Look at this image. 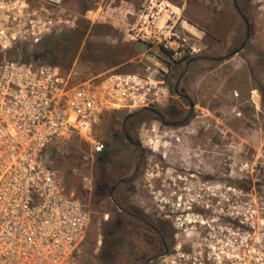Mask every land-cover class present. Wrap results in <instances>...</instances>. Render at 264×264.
Here are the masks:
<instances>
[{"label":"rangeland","instance_id":"rangeland-1","mask_svg":"<svg viewBox=\"0 0 264 264\" xmlns=\"http://www.w3.org/2000/svg\"><path fill=\"white\" fill-rule=\"evenodd\" d=\"M144 1L66 0L73 26L37 45L0 50V61L20 57L51 64L73 81L110 70L139 72L145 66L143 51L128 41L125 25L133 15L124 14ZM171 1L183 7L187 20L202 31L206 48L171 67L172 98L156 109L165 112L177 105L181 114L166 117V122L188 126H165L154 112L129 120L139 110L110 112L94 131L106 144L101 153H93L90 142L75 134L52 142L43 162L91 212L80 248L83 264H101L113 253V264H143L152 254L165 251L158 232L167 234L171 254L155 257L150 264H264V0ZM100 3L106 16L95 19L87 10ZM55 43L61 50L52 52ZM182 87L190 100L178 95ZM128 132L148 150L143 173L128 196L149 213L159 229L154 236L138 233L130 220L125 226L101 190L106 156L114 178L128 173L133 156ZM202 137L209 143L201 148L208 152L200 147L191 151V140L196 143ZM214 163L218 177L211 183L204 173H210ZM193 169L202 174L191 176ZM87 175L93 179L91 191L83 186Z\"/></svg>","mask_w":264,"mask_h":264},{"label":"built area","instance_id":"built-area-1","mask_svg":"<svg viewBox=\"0 0 264 264\" xmlns=\"http://www.w3.org/2000/svg\"><path fill=\"white\" fill-rule=\"evenodd\" d=\"M41 1L0 0L1 51L40 44L73 26L66 0ZM125 12L133 15L127 39L143 51L139 72L110 70L73 81L51 64L0 62V264H83L91 212L43 162L45 150L76 134L101 153L106 144L94 131L103 117L168 104L171 67L206 48L202 31L171 0H145ZM87 13L106 16L105 6ZM83 186L93 189L91 176Z\"/></svg>","mask_w":264,"mask_h":264},{"label":"flooded vegetation","instance_id":"flooded-vegetation-1","mask_svg":"<svg viewBox=\"0 0 264 264\" xmlns=\"http://www.w3.org/2000/svg\"><path fill=\"white\" fill-rule=\"evenodd\" d=\"M241 13V11H240ZM242 15V14H241ZM242 17L245 19L244 15ZM248 24V21H246ZM249 32H247V38H248ZM245 46V42L241 45V47L238 49L241 50ZM237 51V52H238ZM180 85V82L177 83L176 88ZM186 92V87H182V90L178 95L184 99L190 100V96L185 93ZM191 108H194V103L190 102ZM192 108V109H193ZM156 109V108H154ZM191 109V111H192ZM154 113L156 116L159 117L161 123H163L165 126L169 127H174V128H185L188 126L189 123L187 122H166L165 118L170 117V116H176L181 114V109H177V105H172L169 110H166L165 112L158 111V109L154 110ZM204 134H202L203 136ZM126 139L129 142L130 150L133 154L132 156V162L131 164L128 163V167L126 170L128 171L127 175L125 174L122 177H117L114 178L111 175V171L108 169L109 164L107 161V156L106 158V163L103 167V172L101 174L102 176V192L104 194V197L109 196L114 203V205L117 207L118 211V216L123 219L125 222V226H128L129 221H132L134 224V227H137L138 233L140 232H150L152 236H154V233L159 230L155 225L154 222L152 221V218L150 217L149 213L147 212L146 209L143 207H136L134 205V202L131 200V196L128 194L132 193V185L137 181L138 176L143 173V170L146 165V156L148 154V150L144 148L143 144L141 141L134 139L129 132L126 133ZM193 140V139H192ZM191 140L190 145V150L191 151H196L200 147L201 151L208 152V149H202V146H208V141L205 138L201 139H196L197 142L193 143ZM197 145V146H196ZM217 143H214V152L217 154ZM140 149V154H138V151ZM216 159V158H215ZM193 172L190 173L191 176H199L202 174L201 171H198L196 169L192 170ZM205 178L209 180L211 183L214 181H217L218 177V170H217V165L214 163V166L211 168L210 173H204ZM158 237L160 240L163 242V247L165 248V251L163 253H157V254H152L150 258L147 259L146 262L143 264H150L151 262L154 261L155 257H160V256H168L171 254L170 252V246L168 245V242L166 241L167 234L158 232Z\"/></svg>","mask_w":264,"mask_h":264},{"label":"trees","instance_id":"trees-1","mask_svg":"<svg viewBox=\"0 0 264 264\" xmlns=\"http://www.w3.org/2000/svg\"><path fill=\"white\" fill-rule=\"evenodd\" d=\"M134 46V45H133ZM135 49L136 50H140V49H138V48H136L135 47ZM50 50H52V52H55V51H59V50H61V48L60 47H58L57 45H56V43H55V46H52L51 48H50ZM17 59V58H16ZM18 59H21V60H23V61H29V60H27V59H24V58H18ZM2 61V60H1ZM0 61V62H1ZM29 62H31V61H29ZM142 112H154V110H153V108H146V109H140L139 111H137V112H135V113H133V114H131V115H129L126 119L127 120H129V119H133V117H135L138 113H142ZM114 244H115V242H113L112 243V248H113V246H114ZM107 256V255H106ZM104 257H105V255H104ZM115 261V254L113 253V254H111V255H108V258H105L104 260H101V264H113V262Z\"/></svg>","mask_w":264,"mask_h":264},{"label":"water","instance_id":"water-1","mask_svg":"<svg viewBox=\"0 0 264 264\" xmlns=\"http://www.w3.org/2000/svg\"><path fill=\"white\" fill-rule=\"evenodd\" d=\"M191 105H193V104H191ZM144 109H146V108H144ZM153 110H156V109L153 108Z\"/></svg>","mask_w":264,"mask_h":264}]
</instances>
